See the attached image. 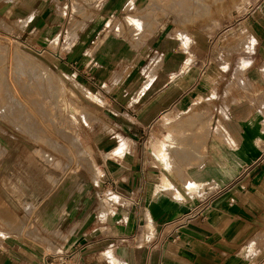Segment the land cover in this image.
Masks as SVG:
<instances>
[{
  "label": "crops",
  "instance_id": "obj_1",
  "mask_svg": "<svg viewBox=\"0 0 264 264\" xmlns=\"http://www.w3.org/2000/svg\"><path fill=\"white\" fill-rule=\"evenodd\" d=\"M75 249L264 264V0H0V264Z\"/></svg>",
  "mask_w": 264,
  "mask_h": 264
},
{
  "label": "built area",
  "instance_id": "obj_2",
  "mask_svg": "<svg viewBox=\"0 0 264 264\" xmlns=\"http://www.w3.org/2000/svg\"><path fill=\"white\" fill-rule=\"evenodd\" d=\"M115 194L121 196L115 190ZM196 215L191 212L184 215L181 218L166 221L160 227L159 231H156L155 228H149L141 235L134 236L132 238L133 242L137 246H146L152 248L157 244H163L169 239L175 240L178 237V234L181 229L186 227ZM77 254L78 250L68 251V252H59L54 255H43V264H77Z\"/></svg>",
  "mask_w": 264,
  "mask_h": 264
},
{
  "label": "rangeland",
  "instance_id": "obj_3",
  "mask_svg": "<svg viewBox=\"0 0 264 264\" xmlns=\"http://www.w3.org/2000/svg\"><path fill=\"white\" fill-rule=\"evenodd\" d=\"M231 4H232V3H231ZM60 86H61V88H63L62 85H60ZM65 97H66V95L64 94V90H63V91H61V99L65 98ZM44 134H45V135H51V129H50V128H49V129L46 128V129L44 130ZM62 147H63V146H61V153H63V150H64V149H65L64 152L67 153V148H68L67 144H65V146L63 147L64 149H63ZM65 153H64V154H65ZM76 154H77V152H76ZM65 155H66V154H65Z\"/></svg>",
  "mask_w": 264,
  "mask_h": 264
},
{
  "label": "bare ground",
  "instance_id": "obj_4",
  "mask_svg": "<svg viewBox=\"0 0 264 264\" xmlns=\"http://www.w3.org/2000/svg\"><path fill=\"white\" fill-rule=\"evenodd\" d=\"M23 66V65H22ZM26 68V67H25ZM37 77V76H36ZM40 79V78H39ZM42 80V79H41ZM39 90V89H38ZM37 91V90H36ZM46 96V95H45ZM54 97V96H53ZM51 101V100H50ZM56 105V104H55ZM198 121V120H197ZM198 128V127H197ZM195 129V128H194ZM204 130V129H203ZM163 152V151H162ZM163 154V153H162ZM167 157V156H166ZM164 158V157H163ZM165 161V160H164Z\"/></svg>",
  "mask_w": 264,
  "mask_h": 264
}]
</instances>
